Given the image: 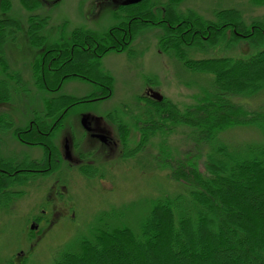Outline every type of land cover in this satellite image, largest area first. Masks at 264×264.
Instances as JSON below:
<instances>
[{"label": "trees", "instance_id": "1", "mask_svg": "<svg viewBox=\"0 0 264 264\" xmlns=\"http://www.w3.org/2000/svg\"><path fill=\"white\" fill-rule=\"evenodd\" d=\"M184 1L169 0L163 8L152 0L121 5L114 11L115 27L104 35L77 28L50 46L44 34L49 18H29V43L40 51L32 65L35 86L51 95L44 98V114L37 115V121L55 120L81 100L61 94V85L70 79L111 83L113 88V78L103 72V57L116 49L133 56L128 46L152 29L161 31V52L191 74L212 77L194 107L184 112L165 100H146L149 106L136 117L141 134L138 148L126 152V159L136 157L157 133L186 126L210 147L205 170L192 165L187 172L178 171L175 179L184 180L183 189L149 199V212L136 219V230L126 217L138 204L98 214L86 232L58 253L54 264H251L252 257L264 264V231L260 232L264 215L258 214L264 208V107L249 110L233 100L264 92V22L246 26L236 9L218 11L213 21L204 20L193 11L180 12ZM20 2L31 12L40 7V0ZM4 8L9 11V3ZM21 30L17 20H0V105L12 100L11 81L19 88L24 84L6 55L7 45L18 41ZM242 44L249 52L229 54ZM218 46L225 53L208 56ZM195 52L207 56L194 59ZM5 122L0 115V126ZM244 126L257 127L263 141L232 147L220 140L223 131ZM121 132L128 146V129L122 127ZM83 173L96 177L88 170ZM9 178L1 176L0 186ZM2 192L0 197L11 199Z\"/></svg>", "mask_w": 264, "mask_h": 264}, {"label": "rangeland", "instance_id": "2", "mask_svg": "<svg viewBox=\"0 0 264 264\" xmlns=\"http://www.w3.org/2000/svg\"><path fill=\"white\" fill-rule=\"evenodd\" d=\"M129 1L132 0H41L39 9L31 12L22 6L20 0H0V20H17L22 28L18 41L7 45L6 55L11 68L20 73L24 81L22 88L11 81L12 100L0 105V115L6 113L10 117L8 120L15 119L20 125H25L34 111L40 114L44 112V98L51 96L43 94L35 86L32 64L40 51L31 47L27 36L31 15L49 18L44 34L47 37V45H51L62 35L69 37L77 28L104 35L117 23L114 9ZM152 1L163 8L162 5L167 4L169 0ZM6 2L9 3V11L4 10ZM225 9L240 11L246 26H250L253 21L264 22V0L257 4L253 0H185L179 7L182 13L193 11L208 21H213L216 12ZM160 35L161 31L158 29L142 33L133 43L137 51L133 57L108 53L102 59V65L103 70L109 71L114 77L115 89L112 98L76 108L66 119L67 124L73 125L80 133L84 116H102L106 110L123 104L140 103V98L148 86L160 90L165 101L173 103L182 112L193 108L196 97L204 94L203 91H206L205 87L209 86L208 82L212 77L191 74L185 71L174 57L161 52L158 45ZM221 49L220 46L216 47L208 52V56L223 55L225 52ZM247 51L249 52L247 47L242 44L241 48L238 47L229 54L237 56ZM206 54L195 52L191 57L202 59ZM91 91V86L73 80L64 85L61 93L82 96ZM233 100L237 104L248 106L249 110H256L264 107V92L251 99L235 97ZM142 102L146 104L143 100ZM144 104L140 106L145 110L149 105ZM132 129V138L127 149L134 150L138 148L141 134L134 127ZM171 130L170 134L157 133L145 150H141L136 157L122 160L121 164L117 157L118 151L100 147L98 155L106 153L103 156L108 160L105 166H114L112 171H108L105 180L98 175L92 178L84 173L74 174L67 195L74 206L64 209L65 216L59 221L54 220L50 226L43 224V233H40L36 241L38 246L34 251L30 252L31 244L35 242V238L30 235L36 230L31 232L30 220L32 215L40 214L42 190L32 192L31 196H23L9 204L0 203V264H54L58 253L80 233L86 232L98 214L133 203L138 205L126 219L136 230V219L149 212V206L146 204L149 199H157L164 194H174L183 189L184 180L175 179L178 171L185 169L187 172L192 165L197 166L201 172L205 170L210 147L204 145L197 133H193L189 127L180 126ZM66 136L69 135L64 133L61 139ZM78 138H81V134ZM219 138L232 147L263 141L261 131L254 126L228 129L223 131ZM21 149L31 150L24 146H21ZM258 214L264 215V208ZM263 231L264 227L260 232ZM21 251L25 254L30 252L28 258H25ZM231 252L233 253L232 250ZM24 258L25 261L22 262ZM251 264L259 263L252 257Z\"/></svg>", "mask_w": 264, "mask_h": 264}, {"label": "flooded vegetation", "instance_id": "3", "mask_svg": "<svg viewBox=\"0 0 264 264\" xmlns=\"http://www.w3.org/2000/svg\"><path fill=\"white\" fill-rule=\"evenodd\" d=\"M60 39L54 43H57ZM123 42L126 45L125 40ZM133 43L128 48L136 53ZM46 46L50 45L46 44ZM114 53L127 54L122 53L120 49H116ZM127 56L129 55L127 54ZM103 72L110 75L114 80L109 71L104 70ZM73 80L78 81V79H70L67 82ZM79 82L91 86L92 91L82 96L61 93L62 95L81 98V100L76 102L72 108L70 107V111L68 109L62 111L55 120L40 119L37 121L36 116L43 117L44 112L40 114L38 111H34L28 122L25 125H20L15 119L8 120L10 118L8 114H3L6 117V124L4 127L0 126V177L10 176V181L8 180L5 185L1 184L0 189L3 191L2 194H9L11 199L7 201L2 195L0 203L9 204L12 201H18L23 196H31L32 192L37 193L40 190L43 192L40 214L32 215L30 220L32 225L37 226L35 232L31 231L33 233L30 237H34L35 242L31 244L30 252L38 246L36 241L40 237V233L41 235L43 233V224L47 223L50 226L54 220L59 221L65 216L64 209L74 206L67 196L69 185L72 184L71 178L74 177V174L80 173V175H83V170H88L95 176L98 175L99 178L104 179L108 171H112L111 169L114 166H105L108 160L103 156L106 153L98 155L100 147L114 148L118 151L117 157H119V163L121 164L122 160L126 159L128 147L127 141L121 135L122 127L128 129L129 145L132 138L130 135L132 128L139 130V127H136V117L140 115V105L144 104L142 100L146 104H148V100L155 101L150 95L156 92V89L148 86L145 94L140 98V103L123 104L112 110H106L102 116H84L81 124L82 132L78 133L73 125H68L66 122L72 111L80 108V106H89L93 103L111 99L115 89L114 82L113 88L111 83L102 84L91 80ZM61 86L60 92L64 87ZM146 104L144 105L146 106ZM64 133L69 136L62 140L61 137L64 136ZM79 134H81V138H78ZM86 137H88L87 141H85ZM21 146L31 150L24 151ZM30 252L25 254L21 251V254H25V258H28ZM25 258L22 262L25 261ZM13 262L15 261L13 260Z\"/></svg>", "mask_w": 264, "mask_h": 264}, {"label": "water", "instance_id": "4", "mask_svg": "<svg viewBox=\"0 0 264 264\" xmlns=\"http://www.w3.org/2000/svg\"><path fill=\"white\" fill-rule=\"evenodd\" d=\"M140 1L141 0H132V1L126 2L125 4H128V5H130V4H137ZM151 96H152V98H154L155 100H157L159 102H162L163 99H164L163 96L161 94H159V93H153ZM84 124H85V121H84ZM32 229L34 230V229H36V227L35 226H32Z\"/></svg>", "mask_w": 264, "mask_h": 264}]
</instances>
